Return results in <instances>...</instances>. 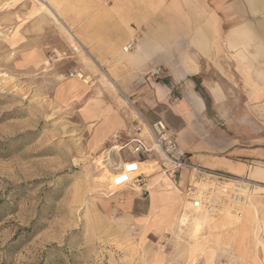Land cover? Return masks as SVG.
<instances>
[{
  "label": "rangeland",
  "instance_id": "rangeland-1",
  "mask_svg": "<svg viewBox=\"0 0 264 264\" xmlns=\"http://www.w3.org/2000/svg\"><path fill=\"white\" fill-rule=\"evenodd\" d=\"M33 1L0 0V264H264V183L257 210L208 216L197 237L178 220L190 172L113 187L114 135L140 115L105 71L70 75L79 46Z\"/></svg>",
  "mask_w": 264,
  "mask_h": 264
},
{
  "label": "crops",
  "instance_id": "crops-1",
  "mask_svg": "<svg viewBox=\"0 0 264 264\" xmlns=\"http://www.w3.org/2000/svg\"><path fill=\"white\" fill-rule=\"evenodd\" d=\"M59 6L86 51L72 54L73 69L105 71L148 122L167 124L193 165L264 183V0ZM145 162L150 173L159 166Z\"/></svg>",
  "mask_w": 264,
  "mask_h": 264
},
{
  "label": "built area",
  "instance_id": "built-area-1",
  "mask_svg": "<svg viewBox=\"0 0 264 264\" xmlns=\"http://www.w3.org/2000/svg\"><path fill=\"white\" fill-rule=\"evenodd\" d=\"M130 43L125 47L126 51L133 49ZM73 47V51L79 54ZM158 70L156 74L160 73ZM71 76H77L78 70L74 69ZM124 137L125 143L121 145V151L126 150L127 158L122 168L113 179V186L118 190H124L135 186H142L143 176H134L139 171L142 161H151L164 168L166 174L175 179L181 171H188L196 175L197 180H203L208 184V189L203 191L196 185L186 187V196L192 210H202L211 217L217 216L226 207H237L243 204L251 193V188L259 183L252 181L249 184L235 175L219 171H209L193 165L186 153L182 152L176 134L169 129L164 121L148 122L141 114L124 130L114 135L115 139ZM200 177V178H199ZM212 178V179H211ZM249 189V192H246ZM249 193V194H248Z\"/></svg>",
  "mask_w": 264,
  "mask_h": 264
},
{
  "label": "bare ground",
  "instance_id": "bare-ground-1",
  "mask_svg": "<svg viewBox=\"0 0 264 264\" xmlns=\"http://www.w3.org/2000/svg\"><path fill=\"white\" fill-rule=\"evenodd\" d=\"M37 2V4H40L42 6V8L45 10V12L47 11L49 13L50 16H52L54 18L55 21H57V23L59 25L62 26V28L67 31L69 33V35L72 37L73 41L78 45L80 46V49H82L81 51L83 52H86L85 49L83 48V46L81 45V43L78 41V39L76 38L75 34L64 24V22L60 19V16H59V10H60V6H59V3L61 1H64V0H34ZM33 1V2H34ZM79 77H82L83 75L80 74L78 75ZM104 79H106V81L109 82V84L111 85V87H113L115 90L118 91V89L116 88V86L114 85V82L110 80V77L107 75V73L105 72L104 74ZM88 82V80H86ZM129 103V102H128ZM130 104V103H129ZM136 111V110H135ZM136 113L138 115L139 112L136 111ZM117 148H120V146H117ZM121 150V148H120ZM125 162V161H124ZM143 164V161L140 162V165H139V171L137 173L134 174V176H139L142 174L140 173V170L142 168H144L142 166ZM99 165L105 169V166L103 165L102 162H99ZM119 171V170H118ZM117 171V172H118ZM109 171H105L104 173H108ZM143 173V172H142ZM109 174V173H108ZM117 174V173H116ZM115 174V175H116ZM114 175V176H115ZM238 177V176H237ZM194 180H196V187L197 186H200V188H202L201 190L205 191L207 190L209 187L206 186V182L201 180H197L196 178V175H193L192 177ZM243 180H246L249 184L252 183L251 180L247 179V178H243V177H239ZM114 179V177H113ZM112 185H113V182H112ZM114 187V186H113ZM115 188V187H114ZM116 189V188H115ZM118 190V189H117ZM176 192V191H175ZM246 192H249V189L246 191ZM249 194V193H248ZM254 205L251 201V197L248 195V197L246 198L245 202L241 205L238 206L239 209H241L242 211V207H244V210H245V213H246V216L250 215V213L253 211V210H257V208L255 206H252ZM256 205V204H255ZM233 209H238L237 207H230ZM227 209H229L228 207H226L224 210H222V212L226 211ZM239 213V212H238ZM227 215H233L231 213H226L225 216ZM211 217V215H209L208 213L202 211V210H192L191 207H190V204L189 203H186L185 204V208H184V211L181 213L180 217H179V223L181 224V226L183 227H186L187 229H189V231L192 233L193 236L197 237L204 229V226L207 224L208 222V219L209 217ZM234 216V215H233ZM237 216V215H235ZM238 217V216H237ZM242 217V216H240ZM212 218V217H211ZM240 219V218H239Z\"/></svg>",
  "mask_w": 264,
  "mask_h": 264
}]
</instances>
